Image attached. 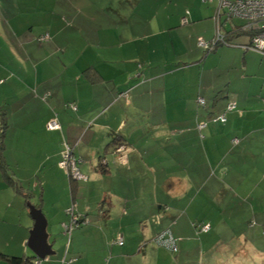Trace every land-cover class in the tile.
<instances>
[{"label": "crops", "instance_id": "0c3cea01", "mask_svg": "<svg viewBox=\"0 0 264 264\" xmlns=\"http://www.w3.org/2000/svg\"><path fill=\"white\" fill-rule=\"evenodd\" d=\"M102 1L0 0V264L37 258L31 205L53 251L38 264H264L253 218L232 223L234 200L264 222V74L249 72V33L205 51L215 2L118 1L113 24ZM64 142L84 179L58 165ZM69 207L86 221L66 232ZM164 228L173 255L153 251Z\"/></svg>", "mask_w": 264, "mask_h": 264}, {"label": "built area", "instance_id": "2783aa9c", "mask_svg": "<svg viewBox=\"0 0 264 264\" xmlns=\"http://www.w3.org/2000/svg\"><path fill=\"white\" fill-rule=\"evenodd\" d=\"M206 1V0H203ZM224 16L223 25L231 17H238L244 20V24L240 26L241 31H246L249 33V42L245 45V48L254 50L261 55H264V0H217V7L213 15L214 19V35L210 40H205L201 37L198 38L197 43L199 46L205 49H212L218 43H225V35L222 30L220 17ZM182 22H186V18H182ZM47 38V35L41 37V39ZM123 95V94H122ZM199 104H204V99L202 97L197 98ZM262 104H264V99H262ZM72 108H76L74 104L70 103ZM234 102H229L226 106V111H229L235 107ZM212 121L224 122L226 120L225 113H221L211 119ZM206 122H200L197 127L202 129L205 126ZM47 129H58L59 123L54 114L46 122ZM237 139H234L236 142ZM77 159L72 153V148L67 144H64V149L61 151V159L58 162V165L66 170L67 175L70 179L79 180L84 179V175L80 172ZM67 213L70 215L69 222L64 224V229L66 232H70L72 228L80 225L81 222L86 220H79L78 216L74 213V207H69ZM209 229V224H200V230L206 231ZM153 241L155 244L166 248L167 250L176 252L177 242L176 237L173 236L169 228H164L159 231L154 237ZM114 243L122 245L123 237L120 234H117ZM73 259H68L66 262H70ZM40 258L37 257L33 260V264H38Z\"/></svg>", "mask_w": 264, "mask_h": 264}, {"label": "rangeland", "instance_id": "374dc122", "mask_svg": "<svg viewBox=\"0 0 264 264\" xmlns=\"http://www.w3.org/2000/svg\"><path fill=\"white\" fill-rule=\"evenodd\" d=\"M118 1L119 2H122L123 3V0H103L102 1V3H101V7L103 8V11L107 14V15H109V17H111L112 19H113V24L114 23H117L116 22V20L118 19V17L119 16H117L116 15V13H115V15H114V13H112V10L111 9H113V8H115L116 7V5H117V3H118ZM188 1V0H187ZM191 1V0H190ZM202 3H212V2H215L216 4H217V0H206V1H203V0H200ZM205 5H207V4H205ZM217 7V6H216ZM187 15H188V9H185V16L187 17ZM109 17H107V18H109ZM224 18V16H222V19ZM234 19H236V18H234ZM107 21H108V19H106ZM212 20H213V24H214V19H213V16H212ZM230 22V21H229ZM182 24H183V22H181ZM215 26V25H214ZM213 35H214V33H213ZM213 37V36H212ZM202 38V37H201ZM211 39V38H210ZM206 40V39H205ZM248 42H249V40H248ZM254 55V59H255V65L253 66V68H250L249 69V72H253V71H259L261 74H264V65H261V66H259V67H257V64L259 63V60H261V59H264V56H262L260 53H258V52H256V54L254 53L253 54ZM257 58V59H256ZM251 70H253V71H251ZM251 90H255V91H259L260 90V88L258 87V86H253V87H251ZM230 101V100H229ZM262 101V100H261ZM202 105V104H201ZM212 121V120H211ZM240 194V193H239ZM243 200H244V198H243ZM242 201V200H241ZM233 204V207H232V210H233V212H234V216L232 217V223L234 224H232L234 227H236L238 224H235V222H236V220H243V222H244V224L247 226L248 225V223L246 224V222H248L250 219H252L251 221H253L254 220V223H250V226H247L248 227V232H250V234H251V231L252 230H254L255 231V229L257 228L258 230H259V232L261 231V233L262 234H264V222H262L261 221V218H258L257 216H255L254 214H253V211H251V209H248L245 205H243V204H241V203H239V202H237V201H235L234 200V202L232 203ZM258 208L259 207H254L253 208V210L255 211V212H257L258 211ZM244 212H245V214H244ZM255 218V219H254ZM234 221V222H233ZM250 221V222H251ZM254 228H253V227ZM256 227V228H255ZM68 235H70V233H68ZM67 235V236H68ZM65 239H66V237H65ZM258 242L260 243V244H262V245H264V238H260L259 240H258ZM154 248H153V251L155 252V248H161V249H166V248H164V247H162V246H158L157 244H155L154 243ZM152 251V253H153V255H154V252ZM165 251H167L168 252V254H174V253H172L171 251H169V250H165ZM155 256V255H154ZM5 261V260H4ZM2 263H4V264H6L7 262H2ZM9 263V262H8ZM7 263V264H8ZM167 263L169 264V259L167 260ZM153 264H164V263H162L161 261H157L156 262V260L153 262Z\"/></svg>", "mask_w": 264, "mask_h": 264}, {"label": "water", "instance_id": "95a60500", "mask_svg": "<svg viewBox=\"0 0 264 264\" xmlns=\"http://www.w3.org/2000/svg\"><path fill=\"white\" fill-rule=\"evenodd\" d=\"M30 214L34 219V224L29 233L27 245L35 257L43 258L45 255L52 254L50 245L46 240L45 219L39 208L31 205Z\"/></svg>", "mask_w": 264, "mask_h": 264}, {"label": "trees", "instance_id": "16d2710c", "mask_svg": "<svg viewBox=\"0 0 264 264\" xmlns=\"http://www.w3.org/2000/svg\"><path fill=\"white\" fill-rule=\"evenodd\" d=\"M216 10V9H215ZM187 18V17H186ZM233 18H238V17H231L228 21H226V23L223 25L222 23L225 21L224 20V18L222 19V16L220 17V20H221V25H222V30H221V32H223V34L225 35V43H218V44H216L215 45V47L217 46V45H223V44H230V41L228 40V38H227V34L228 33H232V32H241V30H240V26H242V24H244V20L243 19H241L243 22L241 23V24H239V25H232V27L229 29L228 28V26H227V23L229 22V21H231ZM199 38V37H198ZM198 38H197V40H198ZM198 44V43H197ZM213 49V48H212ZM212 49H205L204 48V50L205 51H209V50H212ZM262 99H264V98H262ZM261 99V100H262ZM231 102V101H230ZM70 103H72V104H74L75 105V103L74 102H67L65 105H66V107H68V108H70V109H72L73 111H75L76 110V108L74 109V108H72L71 106H70ZM228 104V103H227ZM227 106V105H226ZM226 106H225V108H224V111H226ZM75 107H76V105H75ZM54 114H56V113H53V115L51 116V117H53L54 116ZM50 117V118H51ZM56 117H57V114H56ZM49 118V119H50ZM48 119V120H49ZM47 120V121H48ZM58 120V119H57ZM58 123H59V121H58ZM45 126H46V124H45ZM47 129V128H46ZM58 129H60V123H59V128ZM48 130H56V129H48ZM0 135H1V133H0ZM63 144H67L68 146H70V148H72V146L71 145H69L68 143H66V142H64ZM72 153H73V149H72ZM73 155H74V153H73ZM75 157V156H74ZM76 158V157H75ZM0 162H2V161H0ZM6 166V165H5ZM5 166H3V167H5ZM5 169V168H4ZM10 178V177H9ZM196 226H199V230H200V225H196ZM210 229V228H209ZM208 229V230H209ZM208 230H206L205 232H207ZM200 231H202V230H200ZM174 236V235H173ZM175 237V236H174ZM176 242H178V240H177V238H176ZM177 247H178V243H177ZM178 250V249H177ZM177 252V251H176ZM176 252H173L174 254L176 253ZM7 260H8V262L10 263V264H33L32 263V261H30L28 258H23V257H21V256H11V257H7Z\"/></svg>", "mask_w": 264, "mask_h": 264}]
</instances>
